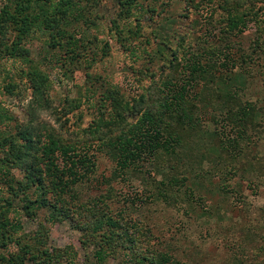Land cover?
<instances>
[{
	"label": "trees",
	"instance_id": "trees-1",
	"mask_svg": "<svg viewBox=\"0 0 264 264\" xmlns=\"http://www.w3.org/2000/svg\"><path fill=\"white\" fill-rule=\"evenodd\" d=\"M85 2L83 5L80 0H1L0 74L4 73L6 81L0 88L13 94L17 88L13 79L17 76L30 91L31 102L27 107V122L13 127L8 125L11 118L0 102V264H79L77 252L70 247L49 253L46 231L28 238L19 235L24 226L18 218L34 219L43 210L44 221L50 225L73 221L74 229L80 234L79 242L88 251L93 247L89 255L97 264L116 260L118 264H179L168 253L142 252L143 223L130 217L149 200L167 199L166 183L159 184V188L156 185L150 188L151 184L146 183L143 194L136 198L139 205L128 194L127 198L120 195L121 200L117 202L121 208L115 215L110 209L115 196L113 183L126 182L148 168L164 177L160 162L167 161L168 155L176 156L184 130L199 131L196 127L200 125L199 133H203L200 121L204 112L216 124L209 134L217 138L225 135L227 140H233L229 144L251 142L259 136L261 128L264 133L263 110L241 95L248 81L247 69L241 65L251 66L264 55V0H115L116 18L111 20L110 30L115 31L121 46L130 52L134 50L128 43L130 39L145 25L164 24L168 19L162 15L167 8L180 4L185 11L201 4L204 7L215 4L214 13L218 11L219 16L213 19V14L208 20L221 25L222 36L237 38L252 24L258 35L263 36L249 54L239 57L216 44L201 46L188 62L187 75L181 77L179 53L187 49L186 35L178 38L173 47L172 35L155 36L154 33L157 41H153L151 57L159 59L160 68L170 70V76H165L157 87L158 95L142 94L132 99L130 105L116 88L102 89L97 117L91 125L81 133L66 131L64 136L39 122L35 115V110L51 109L48 99L51 81L31 57L29 46L33 41H43L45 55L39 52L38 56L42 55L48 64L54 60L61 68L68 61L70 64L85 56V48L90 50L92 41H97V35L89 38L88 30L100 28L101 18L95 13L98 1ZM146 44L150 45L147 39ZM193 90L196 93L191 97L195 99L189 95ZM89 93L94 100L98 90ZM64 104L61 111H51L62 129L69 121L68 115L78 106L68 99ZM95 142L97 148L93 145ZM94 149L103 151L112 160L114 169L111 179L104 180L106 194L82 201L77 189L95 172V154L91 153ZM240 155L239 150L228 156L233 161ZM217 160L220 161L217 166L224 163L221 155ZM254 176L264 185V167ZM185 192L194 201L190 189ZM238 229L227 231L239 237L227 244L233 251L231 264H264V219L260 225L259 221L256 225L240 224Z\"/></svg>",
	"mask_w": 264,
	"mask_h": 264
},
{
	"label": "rangeland",
	"instance_id": "rangeland-1",
	"mask_svg": "<svg viewBox=\"0 0 264 264\" xmlns=\"http://www.w3.org/2000/svg\"><path fill=\"white\" fill-rule=\"evenodd\" d=\"M80 1L83 5L86 3L85 0ZM94 1L99 3L97 11L95 8L93 11L101 17L98 21L100 28L91 27L88 30L89 38L97 35V41H92L90 50L85 48V56L70 64L68 61L65 68H61L54 60L48 64V61L40 57L45 55V52H42L43 41H33L29 46L31 57L42 66L40 68L49 75L51 81L48 95L51 109L35 110V115L39 122L46 123L64 136L66 131L81 133L82 129L91 125L97 117L96 107L102 89L116 88L123 100L128 101L130 105L133 103L132 99L142 94H151V97L158 95L157 87L165 76H170V70L160 68L162 63L159 59L151 57L152 48L155 46L153 41H157L153 37L154 33L155 36L172 35L173 38L170 39L173 47L178 38L186 35L187 49H184L183 54L179 53L181 77L187 75L188 62L193 60V55L201 46L216 44L222 49H230L234 57H239L241 54H249L257 40H261L263 36L258 35L254 24L249 25L237 38L222 36L221 25L208 20L213 18V14V19L219 16L218 11L214 13L215 4H207V7L201 4L189 11H185L180 4L167 8L162 15L168 19L164 24L145 25L141 34L128 41L132 44L130 48H134L128 52L121 46L115 31L110 30L111 20L116 18L115 0ZM258 6L259 4H256V7ZM131 24L136 27L134 22ZM146 39L150 45L146 44ZM233 43L234 46L229 48ZM39 52L42 55L38 56ZM241 68L247 69L245 73L248 79L245 89L241 92L242 98L256 104L264 114V55L261 54L251 66L243 64ZM13 80L17 84L13 94H8L0 88V102L11 118L8 125L12 127L27 122V107L31 102V94L25 89V82L17 76ZM5 81L6 77L1 73L0 85ZM96 88L98 94L91 100L89 91H95ZM195 93V90L191 91L190 97L195 96ZM66 99L78 106L68 115L69 121L62 129L51 111H61L65 108ZM210 117L211 115L205 112L201 117L202 134L199 133L200 125L196 127L199 131L184 130L180 134L181 143L176 156L168 155L167 161L162 157L164 161L160 164L165 172L164 177L148 168L126 182L113 183L115 196L110 205L113 215L121 208L117 202L121 200L120 195L128 194L130 200L139 205L136 198L143 194L146 183L151 184L148 186L150 188H154V185L159 188V184L166 183L167 199L155 202L149 200L147 204L137 208L138 213L130 215L132 219L143 223L140 247L145 254L168 253L179 264H231L233 251L227 244L233 243V240L239 237L237 233L230 234L227 231H239L240 224L256 225L259 221L260 225V220L264 219V185L254 176L264 167V133H261L263 129H258L259 136L252 135L255 137L251 142L229 144L233 141L231 138L227 140L225 135L223 138H217L209 134L216 125ZM127 121L134 122L132 119ZM93 145L97 148V142ZM239 150L241 155L232 161L229 153L233 155ZM91 153L95 154L96 167L90 180L78 186L77 191L82 201L106 194L104 180L111 179L114 169L112 160L103 151L94 149ZM219 155L224 157V163L217 166L216 163L220 162L217 160ZM187 188L193 193L194 201L186 197ZM37 214L34 219L18 218L24 226L19 235L28 238L37 236L39 231H46V248L49 253L54 254L57 250L62 251L70 247L77 252L79 264H97L89 255L92 254L93 247L88 251L83 249L79 242L80 234L74 229L73 221L64 220L57 225H50L44 221V210ZM108 264H118V260Z\"/></svg>",
	"mask_w": 264,
	"mask_h": 264
}]
</instances>
